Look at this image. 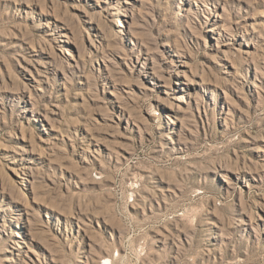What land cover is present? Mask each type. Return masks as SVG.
<instances>
[{
    "label": "rangeland",
    "instance_id": "1",
    "mask_svg": "<svg viewBox=\"0 0 264 264\" xmlns=\"http://www.w3.org/2000/svg\"><path fill=\"white\" fill-rule=\"evenodd\" d=\"M0 264H264V0H0Z\"/></svg>",
    "mask_w": 264,
    "mask_h": 264
},
{
    "label": "bare ground",
    "instance_id": "2",
    "mask_svg": "<svg viewBox=\"0 0 264 264\" xmlns=\"http://www.w3.org/2000/svg\"><path fill=\"white\" fill-rule=\"evenodd\" d=\"M119 26H123L122 23H119Z\"/></svg>",
    "mask_w": 264,
    "mask_h": 264
}]
</instances>
